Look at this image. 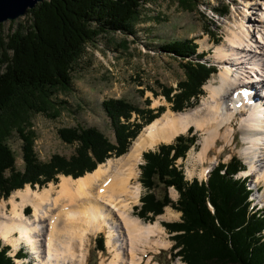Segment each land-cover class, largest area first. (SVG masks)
I'll return each mask as SVG.
<instances>
[{"label": "trees", "instance_id": "1", "mask_svg": "<svg viewBox=\"0 0 264 264\" xmlns=\"http://www.w3.org/2000/svg\"><path fill=\"white\" fill-rule=\"evenodd\" d=\"M145 1L44 0L27 10L32 17L26 32L19 25L7 34V41L0 38V199L25 184L34 188L36 184L41 187L57 182L58 174L75 179L92 172L110 156L127 152L142 127L138 122L131 123L133 113L148 123L157 116L148 110L143 117L146 111L120 99L103 101L114 125L116 143L94 128L60 129L61 138L78 142V147L70 158L53 155L47 162L36 158L32 136L26 130L32 114L52 108V95L57 90L70 88L74 66L87 44L98 35L111 32L133 35V24ZM161 47L189 60L182 66L187 81H194L180 83L184 94L171 100L172 110L179 112L198 100L215 68L192 59L194 54L202 56L196 53L192 40L169 42ZM12 130L23 142L21 172L14 170V156L5 143ZM192 130L189 127L187 135L179 134L172 143L143 152L139 182L145 193L140 197L138 215L152 221L166 205L181 213L179 221L162 224L169 233L175 232L171 236V256L180 257L185 264H264V210L251 206L248 179L236 177L244 167L241 160L233 156L227 163H217L205 181L186 180L182 166L177 165V159L183 160L195 145ZM7 172L10 174L5 176ZM160 185L164 189L173 187L177 200L172 201L166 192L157 197L155 189ZM148 214L151 215L146 218ZM99 246L103 247L100 237ZM22 254L18 250L16 258ZM0 264H17L1 240Z\"/></svg>", "mask_w": 264, "mask_h": 264}, {"label": "rangeland", "instance_id": "2", "mask_svg": "<svg viewBox=\"0 0 264 264\" xmlns=\"http://www.w3.org/2000/svg\"><path fill=\"white\" fill-rule=\"evenodd\" d=\"M263 1L146 0L141 5L138 20L133 24V35L123 32L98 35L94 42L87 44L85 52L76 61L70 88L67 91L57 90L52 95V108L46 113L32 114L30 119L27 120L26 130L32 136V149L36 158L39 161L47 162L53 155L70 158L75 153L78 142L69 143L59 135V130L64 128H94L112 144H115L114 125L103 108V101L123 100L143 112L146 111V114L142 115L143 117L150 110L152 115H157L152 121L167 111L177 113V111L172 110L173 102L171 100L175 96L180 95L182 97V94H184V92H181L180 83L183 84L188 81L182 64L189 62V60L180 58L172 53L169 54L162 50L161 46L174 41L192 40L196 46V53H202L201 57H196V54H194L192 59L208 62L215 68V72L207 80L208 82L220 69L219 63L215 61L213 56L214 45L226 42L228 27L235 20L244 19L245 26H249L247 24L250 23L254 24L256 22L255 16L258 18V13L261 10L264 11ZM248 14L252 17H248ZM31 17L30 13H25L14 20H6L0 23V38L7 41V34L13 33L19 25L23 26L24 32H26V29L31 24ZM253 24L250 31L256 34V30L259 28ZM193 81H189L188 84L193 83ZM206 97H208V90L203 85L202 94H200L198 100L193 105L186 106L179 112L195 108ZM53 110H55V113H53ZM130 121L131 123L138 122L141 124L142 127L138 135L146 125L152 122L144 121L136 113L132 114ZM237 122H233L234 139L232 143L226 145L221 138H218L215 146L208 151L209 158L216 156L217 159L212 163L205 161L201 164L194 161L195 155L193 154H196L199 149L200 139L205 133L193 125L189 126L193 127L192 134L196 135L195 145L188 150L183 160L177 159L176 161L177 165L182 166L186 180L190 181L193 178H197L205 181L209 174L207 172V175L200 176L204 169L210 167L211 170L219 162L227 163L233 156L241 160L244 166L243 169L248 170L250 168L249 159L242 154L246 143L242 140L241 134L237 129ZM187 130L180 134L187 135ZM173 140L164 142V144L172 143ZM5 143L13 153L14 170L23 171V142L15 130H12L6 136ZM158 145L143 152L155 150ZM125 153L119 156L113 155L109 158H118ZM143 163L141 155L136 167L133 164H128L126 159L118 163V165H121L125 170H138L140 176V165ZM256 171L257 167L250 172L244 170L238 172L236 177L248 178L247 184L252 191L249 196L251 206L255 204L257 208L264 210V181L255 182ZM9 174L10 172L5 173V176ZM61 175L63 174L57 175V182L50 181L41 187L36 184L34 188L30 184H25L23 188L28 185L30 188L38 190L48 186L49 183L56 185L60 181ZM139 176L137 178L138 182ZM131 182H133V179H131ZM140 186L139 200L132 206L131 212L143 223L158 222L164 230L163 234L161 233L162 239L169 244L167 247L159 246L160 244L154 245V247L147 250L143 255L142 264H145L149 257L150 264H185L180 257L173 258L171 256V247L174 244L171 236L175 232L169 233L162 224V222L179 221L181 213L172 206L166 205L160 214L153 216L152 221L140 217L137 211L141 205L140 197L145 193L141 183ZM14 191L7 198L0 199V207L5 204L6 209H10L11 204L8 199ZM165 192L172 201L175 202L177 200L178 193L173 187L164 189L160 185L155 189V194L159 198ZM24 213L29 216L32 213V207L26 205ZM150 215L148 214L146 218H149ZM99 237L102 239L103 247L99 246ZM0 240L4 246H7L9 256L12 257L18 249L22 251L23 254L19 258L20 261L17 262V259H15V263L33 264L32 260L36 262V256L23 241L14 249L11 242H5L1 237ZM106 240L105 230L91 235L86 243L87 254L82 264H109L112 253L107 248ZM14 258H16V255Z\"/></svg>", "mask_w": 264, "mask_h": 264}, {"label": "bare ground", "instance_id": "3", "mask_svg": "<svg viewBox=\"0 0 264 264\" xmlns=\"http://www.w3.org/2000/svg\"><path fill=\"white\" fill-rule=\"evenodd\" d=\"M255 20L249 26L242 18L235 20L228 27L226 42L214 45L213 56L220 69L204 84L208 97L198 106L164 112L143 128L124 155L107 159L92 172L75 179L61 175L56 185L49 183L38 190L27 185L14 191L8 199L10 209L5 204L0 207V237L14 249L23 241L37 264H82L90 236L105 230L112 253L109 264H142L147 250L169 244L162 239L164 230L158 222L143 223L131 212L141 193L139 173L118 163L126 159L136 167L144 150L171 142L191 125L205 133L193 154L201 164L217 159L209 158L208 151L218 138L226 145L232 143L233 122L238 121L237 129L246 143L242 154L250 166L244 170L257 167L254 180L264 181V11ZM252 24L259 28L256 34L250 31ZM250 70L260 76L259 84H253ZM245 90L249 93L243 96ZM209 171L210 167L204 169L200 176ZM26 205L32 207L29 216L24 213ZM145 264H150V257Z\"/></svg>", "mask_w": 264, "mask_h": 264}, {"label": "water", "instance_id": "4", "mask_svg": "<svg viewBox=\"0 0 264 264\" xmlns=\"http://www.w3.org/2000/svg\"><path fill=\"white\" fill-rule=\"evenodd\" d=\"M44 0H0V23L24 15Z\"/></svg>", "mask_w": 264, "mask_h": 264}]
</instances>
